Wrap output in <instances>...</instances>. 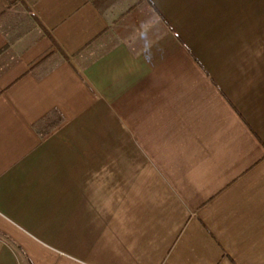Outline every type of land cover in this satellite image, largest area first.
<instances>
[{
	"label": "crops",
	"instance_id": "obj_1",
	"mask_svg": "<svg viewBox=\"0 0 264 264\" xmlns=\"http://www.w3.org/2000/svg\"><path fill=\"white\" fill-rule=\"evenodd\" d=\"M0 264H264V0H0Z\"/></svg>",
	"mask_w": 264,
	"mask_h": 264
},
{
	"label": "rangeland",
	"instance_id": "obj_2",
	"mask_svg": "<svg viewBox=\"0 0 264 264\" xmlns=\"http://www.w3.org/2000/svg\"><path fill=\"white\" fill-rule=\"evenodd\" d=\"M9 28V27H8ZM11 28V27H10Z\"/></svg>",
	"mask_w": 264,
	"mask_h": 264
}]
</instances>
